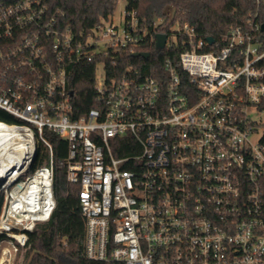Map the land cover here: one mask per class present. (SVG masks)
Returning <instances> with one entry per match:
<instances>
[{"label": "built area", "instance_id": "1", "mask_svg": "<svg viewBox=\"0 0 264 264\" xmlns=\"http://www.w3.org/2000/svg\"><path fill=\"white\" fill-rule=\"evenodd\" d=\"M113 15L73 34L45 0H0V109L16 118L0 119L16 138L0 150V246L26 247L57 207L51 130L68 142L67 179L81 189L88 259L264 264L258 10L213 43L189 21L152 33L134 10L125 9L122 30ZM158 33L167 34L161 49ZM149 37L157 51L182 45L177 65L167 57L161 76L127 66L115 77L99 61L96 105L78 115L68 66L110 52L116 64ZM40 144L49 161L32 171Z\"/></svg>", "mask_w": 264, "mask_h": 264}, {"label": "trees", "instance_id": "2", "mask_svg": "<svg viewBox=\"0 0 264 264\" xmlns=\"http://www.w3.org/2000/svg\"><path fill=\"white\" fill-rule=\"evenodd\" d=\"M57 13L62 26L70 27L73 34L88 31L92 26L114 14L119 0H45ZM126 10H134L140 24L150 32L156 29H169L178 19L189 21L196 26L204 36L219 39L230 27L247 23L256 19L264 23V0L257 4L256 0H126ZM163 20L158 26L155 22ZM184 50L178 45L174 50L157 51L155 42L147 39L132 53L127 50L119 53V61L111 52L99 55L93 61H78L70 64V88L73 90V101L78 109V115L96 105L95 101V70L99 61H104L108 76L119 77L127 66L139 68L142 75L164 74V61L169 57L174 64L179 61V53ZM142 52H149L145 57ZM0 119L16 121V118L0 109ZM48 140L53 146L54 177L53 187L56 206L51 218L38 223L29 232V242L24 250L23 264H60L63 260L73 264H124L118 261H100L88 259L84 254L85 219L79 205L78 184L67 179L66 158L68 142L64 137L45 130ZM47 148L40 144L31 164L30 170L49 161ZM3 194L0 195V208ZM5 235H0V239ZM20 249V250H21Z\"/></svg>", "mask_w": 264, "mask_h": 264}, {"label": "rangeland", "instance_id": "3", "mask_svg": "<svg viewBox=\"0 0 264 264\" xmlns=\"http://www.w3.org/2000/svg\"><path fill=\"white\" fill-rule=\"evenodd\" d=\"M126 0H119L116 10L114 12L113 24L117 25L120 30L124 27L125 18V6ZM97 75L102 77L104 75V67L102 64L98 66ZM4 259V260H2ZM64 261V260H63ZM24 262V250L15 251L12 246L6 241L0 246V264H23ZM65 262V261H64Z\"/></svg>", "mask_w": 264, "mask_h": 264}, {"label": "bare ground", "instance_id": "4", "mask_svg": "<svg viewBox=\"0 0 264 264\" xmlns=\"http://www.w3.org/2000/svg\"><path fill=\"white\" fill-rule=\"evenodd\" d=\"M16 138L13 136V135H11V130L8 128V127H6V126H3V125H1L0 124V150H1V152L3 151V150H5L6 149V146L11 142V141H14ZM15 145H17L16 143H15ZM37 182H38V184L36 183V181H33V183H36L35 184V186L36 187H39L40 185H39V183H40V181L39 180H37ZM32 183V184H33ZM34 186V184L32 185V187ZM32 196V194L30 193V194H28V193H26L25 195H24V197L27 199V198H30ZM2 260H4V259H2Z\"/></svg>", "mask_w": 264, "mask_h": 264}, {"label": "water", "instance_id": "5", "mask_svg": "<svg viewBox=\"0 0 264 264\" xmlns=\"http://www.w3.org/2000/svg\"><path fill=\"white\" fill-rule=\"evenodd\" d=\"M261 28H262V30H264V23H262ZM156 36H157L156 47L158 49H161L165 45L167 34L166 33H158ZM207 38H208L207 40H208L209 43H213L215 41L213 36L212 37L208 36ZM138 54H142L145 57L150 56L149 52H142V53H138ZM60 264H73V263L68 262V261L65 260V262L62 261Z\"/></svg>", "mask_w": 264, "mask_h": 264}]
</instances>
